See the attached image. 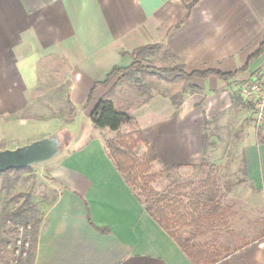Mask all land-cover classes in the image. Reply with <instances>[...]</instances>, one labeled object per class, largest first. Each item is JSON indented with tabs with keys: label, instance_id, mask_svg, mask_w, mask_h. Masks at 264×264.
I'll list each match as a JSON object with an SVG mask.
<instances>
[{
	"label": "crops",
	"instance_id": "crops-1",
	"mask_svg": "<svg viewBox=\"0 0 264 264\" xmlns=\"http://www.w3.org/2000/svg\"><path fill=\"white\" fill-rule=\"evenodd\" d=\"M263 35L264 0H0V150L59 131L68 135L61 152L44 164L46 173L39 174L56 195L41 208L31 264H193L116 169L105 140L117 132L96 128L90 120L100 99L133 117L118 132L140 131L157 153L155 163L164 167L213 165L219 132L235 136L247 182L227 192L241 189L243 203L259 209L262 227L252 234L244 231L241 237L248 241L229 250L191 232L189 223L187 235L193 244L221 250L213 264H264V139L247 120L252 106L241 94L264 68V52L231 79L189 80L178 108L162 92L120 106L111 96L115 81L95 88L82 108L94 84L112 68L130 66L138 48L158 45L187 73H233L257 50ZM44 63L67 65V101L78 109L69 124L59 114L31 113L62 108L34 104ZM217 201L214 222L224 223L228 213ZM231 222L227 236L239 238L229 217Z\"/></svg>",
	"mask_w": 264,
	"mask_h": 264
},
{
	"label": "rangeland",
	"instance_id": "rangeland-1",
	"mask_svg": "<svg viewBox=\"0 0 264 264\" xmlns=\"http://www.w3.org/2000/svg\"><path fill=\"white\" fill-rule=\"evenodd\" d=\"M158 49L159 48L153 49L138 55L137 60L142 66L149 68L174 66L175 64L168 59L167 55ZM42 72L43 77L39 80V85L36 87V92L33 95L34 104L44 107L62 106V108L60 111H32L33 117L59 114L65 119L71 116L72 113L74 114L73 117H75L78 109L74 108L73 110L71 106L68 105L66 95L69 82L65 77L67 74V65L65 63H44L42 65ZM117 76L114 77L112 82H116ZM113 86V88L116 87V89L113 91L111 90V96L120 106L137 105L146 100L152 93L157 92L166 93L173 98H180L183 93L187 91V80L177 75L172 78H167L150 70L135 71L128 76L122 77L118 82L114 83ZM247 120L253 121V114L247 118ZM118 133L124 135L128 132L122 131ZM56 134L61 141L63 149L68 135L64 131H59ZM219 134L221 142L218 144L217 153L212 157L215 164L209 165L208 162L205 161L203 162L205 169L200 171V169L193 168V166L166 169V167L154 161L150 165V173H164H162L163 175L157 179L151 187L156 193H160L167 187L177 185L182 187L180 194L188 195L190 194V190L196 189L199 183L206 179L208 172H211L219 189V202L221 204L219 208L228 213V215H226L228 219L224 220V223H219L217 221L211 224L206 218L204 211L200 216L195 215V217H193L194 219L191 220L188 225L191 227V232L196 231L200 237H206L209 243L216 242V244L221 245L222 248L229 250L232 246L248 241V239L241 237L246 232H251L250 230L254 228L258 229V227H262V216L259 209L243 203L244 197L241 189L240 191L234 190L230 192L229 190L227 192L231 186L239 185L241 188L242 185L246 184L247 180L244 176L245 171L243 170L244 161L240 157L241 155L237 149L235 136L230 132L227 133L225 130L219 132ZM256 134L259 138L264 139L260 132ZM238 137L239 136H237V138ZM112 138L113 137L106 138L105 145ZM145 151L146 147L143 144H139L134 152L136 156L140 157ZM44 164L18 170L12 169L5 171V174H3L4 172L0 173V264H24L23 258L25 256H21L20 253H15L14 249L18 245V242L15 240L24 239L26 237V229L22 231L18 230L17 232L13 230V232H11V225L7 223V219L5 218L7 213L17 208L23 202L24 197L16 198V196L19 194L29 196L30 205L27 215L32 220H35L39 217L42 206L49 203L56 195V190L47 185L45 177L39 176V174H44L47 171L43 170ZM164 170L171 171L165 172ZM136 191L143 200L144 194L138 190ZM252 198L256 199L257 197L254 195ZM229 217H232L235 221L234 225L238 226L236 228V233L239 234V238L227 236V228L233 225L232 222V224H227V222H229ZM218 225H220L219 227L221 228L217 227L211 230L210 227H216ZM223 230L225 231L222 232ZM183 232L187 234L186 226ZM256 233H259V231ZM250 234H252V232ZM232 235H234V233ZM24 248H26L25 245Z\"/></svg>",
	"mask_w": 264,
	"mask_h": 264
},
{
	"label": "trees",
	"instance_id": "trees-1",
	"mask_svg": "<svg viewBox=\"0 0 264 264\" xmlns=\"http://www.w3.org/2000/svg\"><path fill=\"white\" fill-rule=\"evenodd\" d=\"M158 47V45H150L134 50L131 53L133 56L132 64L125 68H112L103 82H97L94 84L86 97L82 108H85L92 100L94 90L99 85L107 86L117 75H119L116 80V82H118L122 77L128 76L135 71L150 70L167 78H172L177 75L183 77L187 82L193 78H205L209 75H214L224 80L231 79L237 73L247 71L250 63L264 52V35L257 50L247 58L241 68L233 73H223L211 69L197 70L187 73L184 71L181 64L165 68H149L142 66L137 60L138 55L157 49ZM191 89L194 91L198 90L195 86H191ZM171 99L173 100L175 108H178L181 103V97H172ZM72 109L74 110V108ZM73 115L74 114L72 113L71 116L65 118L64 123H71L74 118ZM90 120L96 128H108L111 131L117 132L116 136L106 143L108 154L127 184H129L133 190H138L144 194L143 202L146 206V212L175 240L177 245L190 258L193 264H213L217 262L222 257L221 250L218 247L211 246L207 243L193 244V236L189 234L187 235L183 232L185 226L187 227V224L194 219L193 217H195V215H202L204 211L209 223L216 220L215 208L218 202L219 189L211 172H208L206 179L200 182L196 189L190 191V194H192V201L187 202L189 194H180L182 187L177 185L167 187L162 192L156 193L151 185L159 179L164 172L150 173V165L158 159L155 149L148 144L140 131H134L124 135L118 133L120 126L126 123H131L133 117L129 113L115 108L111 101L100 99L90 113ZM139 144H143L146 147V151L140 157L136 156L134 152ZM204 144L206 145V139ZM175 168L180 167H166V169ZM193 168L200 169L201 171L205 169V165L204 163H201L200 165L193 166ZM5 173L6 172L3 174ZM19 197H24L23 202L17 208L7 213L5 218L7 219V223L11 225V232H13V230L17 232L19 228H22V230L26 229V237L24 239H16L15 241L18 242L20 240L22 242L19 249L20 255L25 256L23 258L24 264H31L37 241L40 215L35 220H32L27 215L30 205L29 196H24L22 194L16 196V198ZM25 243L28 244L26 248H24ZM17 249L18 245L14 249L15 253Z\"/></svg>",
	"mask_w": 264,
	"mask_h": 264
},
{
	"label": "water",
	"instance_id": "water-1",
	"mask_svg": "<svg viewBox=\"0 0 264 264\" xmlns=\"http://www.w3.org/2000/svg\"><path fill=\"white\" fill-rule=\"evenodd\" d=\"M62 150L58 135L52 134L14 149L0 150V173L42 165Z\"/></svg>",
	"mask_w": 264,
	"mask_h": 264
},
{
	"label": "built area",
	"instance_id": "built-area-1",
	"mask_svg": "<svg viewBox=\"0 0 264 264\" xmlns=\"http://www.w3.org/2000/svg\"><path fill=\"white\" fill-rule=\"evenodd\" d=\"M241 94L252 106L255 132H260L264 137V68H260L254 78L242 86ZM19 231H22V228H19ZM21 245L22 242L19 240L18 249L16 250L18 254ZM24 245L25 247L28 246L27 243Z\"/></svg>",
	"mask_w": 264,
	"mask_h": 264
}]
</instances>
